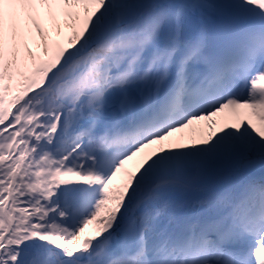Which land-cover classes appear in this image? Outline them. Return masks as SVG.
Listing matches in <instances>:
<instances>
[{
	"label": "snow or ice",
	"instance_id": "obj_1",
	"mask_svg": "<svg viewBox=\"0 0 264 264\" xmlns=\"http://www.w3.org/2000/svg\"><path fill=\"white\" fill-rule=\"evenodd\" d=\"M0 264H264V0H0Z\"/></svg>",
	"mask_w": 264,
	"mask_h": 264
},
{
	"label": "bare ground",
	"instance_id": "obj_2",
	"mask_svg": "<svg viewBox=\"0 0 264 264\" xmlns=\"http://www.w3.org/2000/svg\"><path fill=\"white\" fill-rule=\"evenodd\" d=\"M219 119V118H218Z\"/></svg>",
	"mask_w": 264,
	"mask_h": 264
},
{
	"label": "rangeland",
	"instance_id": "obj_3",
	"mask_svg": "<svg viewBox=\"0 0 264 264\" xmlns=\"http://www.w3.org/2000/svg\"><path fill=\"white\" fill-rule=\"evenodd\" d=\"M218 119V118H217Z\"/></svg>",
	"mask_w": 264,
	"mask_h": 264
}]
</instances>
